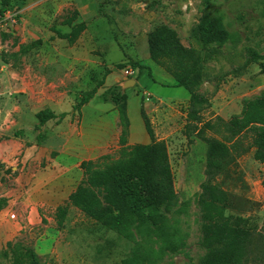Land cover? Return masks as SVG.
Masks as SVG:
<instances>
[{"label":"rangeland","instance_id":"obj_1","mask_svg":"<svg viewBox=\"0 0 264 264\" xmlns=\"http://www.w3.org/2000/svg\"><path fill=\"white\" fill-rule=\"evenodd\" d=\"M5 1L0 0V9L7 5L0 15V163L5 165L0 169V264L13 263L16 245L34 250L38 264H122L132 256L133 241L76 208H70L65 228L55 221L56 209L83 178L80 164L89 158L70 163L60 146L61 132L82 125L91 139L95 118L109 121V138L99 144L107 151L103 155L118 158V111L101 99L113 87L131 107L136 139L130 132L128 144L152 142L142 120V113L147 115L154 140L166 142L175 175V200L160 210L151 235L137 239H145L143 250L151 255L145 264H201L207 254L201 195L210 145L202 137L215 138L230 151L231 162L214 183L226 196L219 221L250 232L241 264H264V163L255 158L253 131L231 137L226 125L241 116L246 101L264 95V0ZM74 10L77 23L87 25L80 38L72 45L52 39L53 27L71 31L62 21ZM212 17L230 36L224 44L201 38ZM161 26L174 30L182 46L202 60L200 76L190 80L193 100L185 88L152 75L155 70L169 74L150 56V37ZM37 40L42 45L21 54L22 46ZM127 66L137 72L135 79L139 67L147 69L142 79L148 92L135 87ZM98 85L81 124L73 106ZM180 94L189 98L159 97ZM44 109L69 115L62 124L54 120L39 127L36 114ZM19 131L23 134L16 137Z\"/></svg>","mask_w":264,"mask_h":264},{"label":"trees","instance_id":"obj_2","mask_svg":"<svg viewBox=\"0 0 264 264\" xmlns=\"http://www.w3.org/2000/svg\"><path fill=\"white\" fill-rule=\"evenodd\" d=\"M5 2L8 3L7 0ZM6 12L7 5H4L0 9V15H5ZM78 18L77 10L70 12L62 21V25L68 26L71 31L64 33L53 27L52 39L57 37L70 45L74 44L87 28L86 23H77ZM201 38L206 44H224L230 36L220 19L212 17L203 24ZM149 43L151 59L169 72L177 81V86L185 88L192 100L195 99L196 94L191 89L190 80L200 76L201 58L186 50L176 32L165 26L152 33ZM40 45L42 40L22 46L21 54H27ZM139 69L141 75L145 68ZM262 72L264 73V64ZM98 90L99 85L92 91L81 94L73 110L81 114L82 108L95 98ZM101 99L104 103L112 104L118 111V158L103 155L96 160L83 161L80 164L83 178L65 204L56 209L55 221L59 229L65 228L70 208H76L95 223L135 243L132 256L122 261V264L150 263L151 255L144 251L145 239H137L151 235L150 226L158 225L160 210L173 203L176 198L175 175L168 148L165 141L154 140L155 134L150 119L143 113V124L152 142L129 145L131 120L127 96L119 88L113 87L105 89ZM68 115H57L51 109H44L36 114V119L39 127H42L54 120L61 124ZM226 125L231 137L253 131L255 158L264 163V95L246 101L241 116H234ZM21 134L23 131H19L15 136L19 137ZM37 138L40 139L41 136L38 135ZM202 139L210 147L206 169L207 182L201 195L206 221L204 244L207 248V254L201 264H241L246 256L250 232L219 221L226 196L224 191L214 184L231 162L230 151L225 143L215 138ZM3 167L5 168V165L0 163V169ZM6 173L16 175L12 169H7ZM14 250L12 264H38L34 250L21 248L19 245H16Z\"/></svg>","mask_w":264,"mask_h":264},{"label":"crops","instance_id":"obj_3","mask_svg":"<svg viewBox=\"0 0 264 264\" xmlns=\"http://www.w3.org/2000/svg\"><path fill=\"white\" fill-rule=\"evenodd\" d=\"M144 72L147 71V69L143 70ZM157 71V72H156ZM156 73L161 75L167 83H173L175 87H178L176 85V81L174 78L166 73L165 71H160V70H155L152 71V75L156 76ZM150 75V74H149ZM134 82L136 83L137 86L135 87H140L143 88L146 92L147 87L143 82L142 79V74L137 78L133 79ZM108 81V79H107ZM125 83V80H121L118 82V87L122 88V84ZM161 99H173V98H178V99H183L187 100L189 98V94H180V96L177 97H170V98H165L162 96H159ZM92 104V100L90 103L86 106H84L81 110V116H82V121L81 124L83 123V116L85 114L86 109H88L89 105ZM107 104V103H106ZM109 104V103H108ZM128 110H129V116L131 120V127H130V132L132 133L130 136L132 139H136L134 136V129H133V117L131 113V107L130 104H128ZM66 119V118H65ZM56 121V120H55ZM65 121V120H64ZM63 123V122H62ZM61 123V124H62ZM72 121H70L69 125H71ZM109 121L101 122L99 120V117L95 118L94 123L92 124L91 128V139L88 137L89 131H87L84 126L81 125L80 129H72L67 127L68 130H65L64 132H61V141H60V146L63 150V152L66 154L67 159L69 160L70 163H75L77 162L80 158H84L86 156H89L87 160H95L102 156L103 154H106V150L101 152L102 146L99 144L100 141H107L109 138L108 131L111 132L112 126L110 125ZM139 124V123H137ZM118 125V124H117ZM43 127V126H42ZM119 128V127H118Z\"/></svg>","mask_w":264,"mask_h":264},{"label":"built area","instance_id":"obj_4","mask_svg":"<svg viewBox=\"0 0 264 264\" xmlns=\"http://www.w3.org/2000/svg\"><path fill=\"white\" fill-rule=\"evenodd\" d=\"M124 71H125L127 76H130L133 78L137 76V72L130 66L125 67Z\"/></svg>","mask_w":264,"mask_h":264},{"label":"water","instance_id":"obj_5","mask_svg":"<svg viewBox=\"0 0 264 264\" xmlns=\"http://www.w3.org/2000/svg\"><path fill=\"white\" fill-rule=\"evenodd\" d=\"M116 71V69H114Z\"/></svg>","mask_w":264,"mask_h":264}]
</instances>
